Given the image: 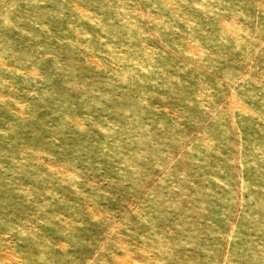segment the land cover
<instances>
[{"label": "rangeland", "instance_id": "rangeland-1", "mask_svg": "<svg viewBox=\"0 0 264 264\" xmlns=\"http://www.w3.org/2000/svg\"><path fill=\"white\" fill-rule=\"evenodd\" d=\"M0 264H264V0H0Z\"/></svg>", "mask_w": 264, "mask_h": 264}]
</instances>
